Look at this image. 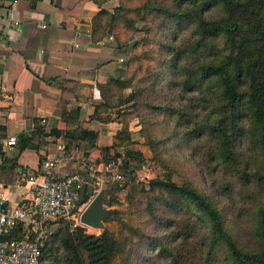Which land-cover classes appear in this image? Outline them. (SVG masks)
<instances>
[{
    "label": "trees",
    "instance_id": "trees-1",
    "mask_svg": "<svg viewBox=\"0 0 264 264\" xmlns=\"http://www.w3.org/2000/svg\"><path fill=\"white\" fill-rule=\"evenodd\" d=\"M108 1L94 0L92 40L112 36L110 46L127 60L119 77L100 86L93 117L107 114L101 120L122 130L96 163L120 159L129 182L107 193L115 215L100 235L56 222L40 264H264V0H118L113 12ZM140 23L146 37L132 43ZM79 112L64 114L65 132L36 120L20 150L62 138L66 156L89 158L98 133L80 127ZM136 119L167 174L143 185L136 184L142 152L119 151L134 143ZM165 123L173 130L162 141L157 129ZM170 141L189 163L221 166L231 180L203 189L186 173L176 178L164 147ZM25 234L19 225L12 237Z\"/></svg>",
    "mask_w": 264,
    "mask_h": 264
},
{
    "label": "crops",
    "instance_id": "crops-1",
    "mask_svg": "<svg viewBox=\"0 0 264 264\" xmlns=\"http://www.w3.org/2000/svg\"><path fill=\"white\" fill-rule=\"evenodd\" d=\"M0 1V191L11 205H19L33 196L27 177L48 158L56 160L64 177L96 163L102 149L113 146L122 125L102 121L107 114L93 116L101 103L100 86L122 74V54L110 46V38L93 42V19L100 10L94 0ZM73 109L80 111L82 129L98 133L97 149L89 158L78 163L63 154L62 138L20 150V137L31 135L36 120L65 132L63 116ZM11 138L17 145H4Z\"/></svg>",
    "mask_w": 264,
    "mask_h": 264
},
{
    "label": "built area",
    "instance_id": "built-area-1",
    "mask_svg": "<svg viewBox=\"0 0 264 264\" xmlns=\"http://www.w3.org/2000/svg\"><path fill=\"white\" fill-rule=\"evenodd\" d=\"M6 17L11 18L12 13L8 12ZM109 38L114 40L112 36ZM4 145L14 147L17 139L11 138ZM59 150L65 153L64 146L60 145ZM26 180L33 189L28 203L11 205L0 191V264H40L52 224L65 220L74 227L87 228L80 221L85 206L77 205L82 186L99 191L103 184L119 183L124 177L120 159L85 163L80 172L62 177L57 172L56 160L48 158ZM19 225L26 237L16 240L12 236Z\"/></svg>",
    "mask_w": 264,
    "mask_h": 264
},
{
    "label": "rangeland",
    "instance_id": "rangeland-1",
    "mask_svg": "<svg viewBox=\"0 0 264 264\" xmlns=\"http://www.w3.org/2000/svg\"><path fill=\"white\" fill-rule=\"evenodd\" d=\"M118 5H119L118 0H109L105 4L104 7L109 12H113L114 9ZM139 29H140V31L137 32V34H135L132 43L133 42L134 43L140 42L146 37V33L143 31V29H144L143 23L139 24ZM107 39H109V37ZM129 50L131 51V49H129ZM121 58H122V60H121L122 61V67H123V70H125V63L127 60L126 54L123 53ZM199 62H200V60H199ZM196 65L199 66V63H196ZM190 66L192 67V64ZM125 77H128L127 73H126ZM126 94H127V92H126ZM161 123H162V121H161ZM172 130H173V125H171L169 123H167V124L165 123L164 125L159 126L157 129V134H158L157 138L162 140V141H166L167 139L170 138ZM133 140H134V143L128 147H130L131 149L138 150V151L142 152L143 156L146 159L144 167L136 173V184L137 185H143L147 181L152 180V179L156 178L157 176H162V175L166 176L167 174H165V171L162 169L161 165H159L154 160L155 155L151 149L150 144H148L147 141L141 136L140 126H139V122L137 119L133 122ZM164 147L166 150L165 153H166V158L168 160V164L171 168H173L175 170V172H173V171H169V172L171 174L173 173V175L180 180L184 179L183 173H186V174L190 175V177L193 180L199 182V184L202 185L203 189L206 187H208V188L210 187L213 189L212 183H215L217 186H219L220 184H222L227 179L231 180V176H229L225 172H223V170L221 169V166H217L216 169L212 168V170H206V166L204 164L205 160L203 162V165L201 162H200L201 164H199V165L195 164V163H193V164L189 163V158L184 155V151L182 150L183 148H180L179 144L175 143L174 141L165 142ZM126 149H127V147L124 148V151L120 150V153L122 155H124ZM200 157L202 159V155ZM123 177H124V180L121 182L122 184L119 183L121 186L124 185L126 182H129V177H127L126 174H124ZM119 184L115 183V185H119ZM113 185H114V183H113ZM234 191L236 194L237 193L236 187H235ZM117 196H118V199L122 203H124L125 194L121 192ZM112 208L114 209V207H112ZM227 208L228 207H226V209ZM109 224H111V223H109ZM109 224H107L106 227ZM114 226L116 227V225H114ZM58 227H59L58 225L52 224V233H54L58 229ZM87 232L89 234H95V235H100L102 233L101 231H95L93 229H88V228H87ZM44 264H56V262L45 261Z\"/></svg>",
    "mask_w": 264,
    "mask_h": 264
},
{
    "label": "water",
    "instance_id": "water-1",
    "mask_svg": "<svg viewBox=\"0 0 264 264\" xmlns=\"http://www.w3.org/2000/svg\"><path fill=\"white\" fill-rule=\"evenodd\" d=\"M112 189L113 187L107 183L103 184L99 191L91 186H82L77 201L79 207L85 206L80 217L82 225L102 232L107 224L113 222L115 210L111 207L110 198L106 197Z\"/></svg>",
    "mask_w": 264,
    "mask_h": 264
}]
</instances>
